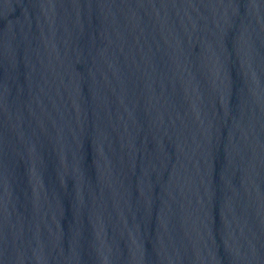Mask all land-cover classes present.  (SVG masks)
<instances>
[{
    "label": "water",
    "instance_id": "95a60500",
    "mask_svg": "<svg viewBox=\"0 0 264 264\" xmlns=\"http://www.w3.org/2000/svg\"><path fill=\"white\" fill-rule=\"evenodd\" d=\"M0 264H264V0H0Z\"/></svg>",
    "mask_w": 264,
    "mask_h": 264
}]
</instances>
